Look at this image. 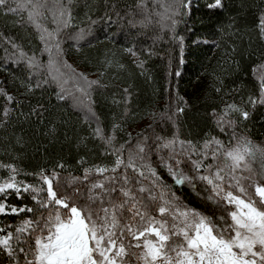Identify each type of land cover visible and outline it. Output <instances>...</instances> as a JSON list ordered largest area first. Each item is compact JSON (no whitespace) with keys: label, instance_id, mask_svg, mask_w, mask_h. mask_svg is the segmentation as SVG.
I'll list each match as a JSON object with an SVG mask.
<instances>
[{"label":"snow or ice","instance_id":"1","mask_svg":"<svg viewBox=\"0 0 264 264\" xmlns=\"http://www.w3.org/2000/svg\"><path fill=\"white\" fill-rule=\"evenodd\" d=\"M191 2L159 5L163 11L158 23L178 47L180 63L185 37L177 26L191 14ZM207 7L224 5L212 0ZM0 10L26 11L41 44L39 53L30 54L4 37L6 61L28 70L26 92L55 85L57 99L64 100L71 94L65 85L74 81L80 94L73 96L75 104L86 110V121L95 122L91 135L102 142V154L113 158L88 164L81 156L80 175L68 171L71 166L61 160L50 169L23 172L31 181L19 178L22 170L14 163H0L7 170L0 177V216L29 214L17 224L0 225V264H264V146L240 131L241 120L250 115L246 107L233 102L212 110L215 127L227 135V143L217 134L200 141L183 139L179 121L187 101L177 93L175 106L167 105L160 114L175 129L171 136H150L145 129L135 137L127 133L121 142L117 129L122 125L113 123L106 132L92 108L91 89L100 81L77 72L65 58L63 41L82 46L96 21L89 16L87 27L66 31L73 25L72 0H0ZM258 28L264 37V13ZM127 51L137 55L131 48ZM143 64L141 60L137 66ZM174 75L181 73L176 70ZM124 94L127 105L131 94L127 88ZM0 95L6 101L0 110L3 126L13 111L9 105L19 102L4 88ZM247 103L264 105V74L259 95L249 96ZM29 115L42 113L32 108ZM13 195L30 203H9Z\"/></svg>","mask_w":264,"mask_h":264},{"label":"trees","instance_id":"2","mask_svg":"<svg viewBox=\"0 0 264 264\" xmlns=\"http://www.w3.org/2000/svg\"><path fill=\"white\" fill-rule=\"evenodd\" d=\"M172 2L72 0L73 25L66 31L87 27L89 16L96 24L88 40L81 42L82 46L63 41L65 58L77 72L100 81V85L91 89L92 108L100 123L106 132L113 123L121 124L122 129H117L121 142L127 133L135 137L145 129L150 136L153 132L171 136L175 129L160 114L167 105L175 106L178 93L187 101L179 121L181 138L200 141L206 134L221 135L211 118L212 110L220 111L226 103L235 102L250 113L246 121L241 120L240 131L253 143L264 146V105L257 103L253 107L247 103L249 96L259 95L260 76L264 74L261 67L264 37L258 28L264 0H222L221 9H209L207 5L212 0H192L191 14H185L177 26V32L185 37L183 63L179 62V49L170 40V33L158 23V13L163 11L159 5ZM105 13L111 15V21ZM26 17V11L5 14L0 10V88L19 102V106L9 105L13 111L8 122L0 126V163H14L22 170L19 178L31 181L33 178L23 176V172L50 169L61 160L71 166L68 171L74 175L81 174V166L77 164L81 156L88 164L111 162V156L102 154V142L91 135L95 122L86 121V110L73 100L74 95H80L74 81L69 80L65 85L71 94L64 100L57 99L55 85H45L28 93L23 86L28 76L26 67L6 61L5 36L30 54L39 53L40 41ZM129 48L137 55H131ZM42 59L46 60L47 56ZM141 60L142 68L137 66ZM85 70L98 77L88 75ZM176 70L181 73L179 77L174 75ZM170 71L173 75H168ZM214 85L222 91L217 93ZM125 88L131 94L127 105ZM5 103L0 95V110ZM32 108H37L42 115H29ZM147 121L141 129L132 131ZM221 138L227 143V135ZM6 175L7 170L0 168V177ZM9 203L19 205L30 201L17 200L13 195ZM25 215L29 214L0 216V225L17 224Z\"/></svg>","mask_w":264,"mask_h":264},{"label":"rangeland","instance_id":"3","mask_svg":"<svg viewBox=\"0 0 264 264\" xmlns=\"http://www.w3.org/2000/svg\"><path fill=\"white\" fill-rule=\"evenodd\" d=\"M73 62L75 63V61H74V59H73ZM86 71V70H85ZM86 73H88V75L90 74L89 73V71H86ZM91 75V74H90ZM92 77H94V78H96V77H98V76H96V75H91ZM149 121H147L146 123H144V124H142V125H140V126H138V127H136V128H132L133 130L132 131H137V130H139V129H141L145 124H147ZM137 252L139 251V250H136ZM134 259V258H133Z\"/></svg>","mask_w":264,"mask_h":264}]
</instances>
